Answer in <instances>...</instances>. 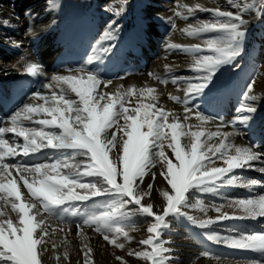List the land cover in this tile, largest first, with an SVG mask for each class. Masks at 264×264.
I'll list each match as a JSON object with an SVG mask.
<instances>
[{"label":"snow or ice","instance_id":"6c2138e0","mask_svg":"<svg viewBox=\"0 0 264 264\" xmlns=\"http://www.w3.org/2000/svg\"><path fill=\"white\" fill-rule=\"evenodd\" d=\"M118 2L119 7L106 9L117 17L125 12L128 0ZM228 3L236 11L177 5L173 15L182 20L197 12L212 17L180 29L169 17L172 31L201 40L189 45L166 42V49L192 56L188 70L193 75L170 81L184 85L183 97L168 96L183 106L182 116L160 103L154 87L121 85L114 92L105 90L112 81L89 66L116 48L120 26L115 20L79 67L49 75L27 54L11 65L19 74L35 78L39 86L27 102L0 120V264H45L46 255L55 264H70L72 229L64 225L73 218L79 220L75 235L82 245L83 261L77 264H94L85 227L143 264H173L170 241L164 238L172 220L183 218L201 229L226 220H264V193L251 195L253 189L264 188V182L244 176L248 171L264 173V166L257 167L264 165V151L257 143L234 142L239 127H248L257 112L255 78L245 85L244 102L231 120L206 115L195 103L211 90L222 68L238 66L248 35L245 17L264 9V0L259 6L257 0ZM47 4L50 9L59 7L56 0ZM2 24L11 26L8 20ZM164 68L167 73L173 70L168 64ZM148 75L159 84L169 83L156 73ZM193 119L196 122L190 123ZM46 150L52 153L45 155L48 162L32 161ZM158 165L159 171H153ZM149 174L152 183L145 189ZM158 176L166 185L158 189L163 205L154 210L153 203L144 201L151 197ZM227 187L246 188L250 195L222 197L224 203L211 206L201 198L220 196V189ZM209 207L216 211L215 218L207 216ZM141 221L147 235L135 241L130 232L139 231ZM209 238L234 250L258 253L259 259L247 264H264V231ZM134 242L139 249L128 246ZM115 259L128 264L120 255Z\"/></svg>","mask_w":264,"mask_h":264},{"label":"bare ground","instance_id":"6f19581e","mask_svg":"<svg viewBox=\"0 0 264 264\" xmlns=\"http://www.w3.org/2000/svg\"><path fill=\"white\" fill-rule=\"evenodd\" d=\"M56 2L59 7L50 9L47 0H0V120H6L13 113L8 112V106L13 99L12 91L19 83L34 80L36 84L33 91L39 86L35 78L21 75L12 70L11 65L16 63L20 56L27 54V59L38 61L49 75L62 72L66 68L79 67L92 53L97 40L113 20L120 26L116 48L111 54L89 66L98 72L104 80L112 81V84L105 90L114 92L121 85L125 89L130 86L154 87L159 95L160 103L166 109H171L182 116L183 106L171 101L168 96L171 94L183 97L184 85L172 84L170 81L174 76L189 77L193 75L188 70L192 63V56L179 50L166 49V42L171 40L173 43L189 45L201 43V40L188 37L179 30L172 31L169 17L175 20L177 29L183 28L189 23L196 24L200 20H209L212 17L209 12H197L194 17L182 20L173 15V9L180 4H200L210 9L220 8L225 11H236L231 8L228 0H128L125 12L117 17L106 9L119 7L118 0H56ZM3 20H8L11 26H3ZM255 34L257 33L254 31L248 32L246 43H254ZM49 40H52L54 45H48ZM244 56L247 54L243 53ZM248 57L253 58L248 59L244 63L245 66L242 65L244 61L241 57L237 61V67L225 66L222 68L217 74L211 90L206 96L195 102L200 105L206 115L222 116L225 120L235 117L237 106L244 102L241 99V94L245 85L252 78H255L253 94L258 98L255 102L257 112L264 109V77L255 74L258 69L264 70V56L263 60L259 58L260 56L255 58L253 55H248ZM165 64L172 67L171 73L166 72ZM149 72L168 79L169 83L167 85L159 84L149 77ZM33 91L29 93V96ZM133 102L135 101L133 100ZM262 116L264 117V115ZM257 118L259 119V116L253 117L250 123H254ZM195 122L194 119L190 121V123ZM248 128L240 126V135L235 137L234 142L239 145L250 142L257 143L261 145L260 150L264 151V142L255 138L259 134L258 128L256 131H252L254 134ZM226 130L231 131L232 129ZM45 155L50 156L52 153L46 150L44 154L33 157L32 161L48 162L45 160ZM260 166L264 165H257V167ZM153 171L158 172L159 165ZM244 176L264 182V173L259 171H248L244 173ZM148 183H152L150 174L145 177V189ZM165 185L166 182L158 176L154 182L151 197L144 201L153 203L154 210L160 209L163 205L158 189L164 188ZM257 193H264V188L253 189L251 195ZM220 194V196L209 194L201 198L208 199L204 198L206 204L211 206L224 203L222 197L243 198L250 195L248 189L243 187L222 188ZM223 210L229 213L233 211L227 207ZM195 214L205 218L203 213L195 211ZM207 216L215 218L217 213L209 207ZM53 223L57 222L53 221ZM214 226L217 227L219 233L208 229ZM57 227H59L58 224ZM209 227L201 229L183 218L171 221V227L164 238L171 243L175 237V242L172 243L176 247L168 245L172 249L174 248L173 264H247L249 259H259L258 253L234 250L223 244H206L201 241L200 237L204 233L229 236L242 232L264 231V220H226L214 223ZM145 228L146 225L141 221L140 230L130 232V235L134 237L135 241L146 238ZM71 229V234L68 236L71 242L70 264H77V261H83L80 254L82 245L81 240L75 235L76 227H71ZM84 232L88 238L87 243L93 249L94 264H120L115 256H122L126 253L125 251L115 249L90 228H84ZM169 232H172L173 237L170 238ZM134 243L128 246L134 248ZM205 252L209 255H202ZM45 264H55V261L46 255ZM128 264H143V262L131 261Z\"/></svg>","mask_w":264,"mask_h":264},{"label":"rangeland","instance_id":"374dc122","mask_svg":"<svg viewBox=\"0 0 264 264\" xmlns=\"http://www.w3.org/2000/svg\"><path fill=\"white\" fill-rule=\"evenodd\" d=\"M257 2H259V0H257ZM258 4V6H259V3H257ZM246 19H248L249 20V24H248V32H250V31H254V32H256L257 34H255V36L256 37H254L256 40L254 41V43L252 42V44H248V43H246L245 42V51H244V53L245 54H247V56H244L243 57V55H242V61H244L243 62V66H245V64L244 63H246V61L249 59H252L253 57H248V55H253L255 58H256V56H260L259 58H261L262 60H263V56H264V9H261V11H258V12H253V13H249V14H247L246 15V17H245ZM248 37V36H247ZM247 40V39H246ZM47 44L48 45H54V43H53V41L52 40H49L48 42H47ZM250 45V46H249ZM247 58V59H246ZM261 71V72H260ZM256 75H260V76H262V77H264V70H261V69H258L257 70V73H255ZM233 82V81H232ZM231 84H233V83H231ZM264 107V106H263ZM262 107V108H263ZM262 115H264V109H261V110H258V112L257 113H255L254 114V117H258L259 116V119L257 118V120L254 122V123H252V124H254V125H252L251 123L249 124V130L252 132V131H256V129H257V131L259 132V134L255 137L256 139H259L261 142H264V117L262 116ZM262 121V122H261ZM257 123V124H256ZM255 128V129H254ZM261 129V130H260ZM253 133V132H252ZM254 134V133H253ZM262 137V138H261ZM205 196V195H204ZM205 197H203V199H204ZM206 199V198H205ZM206 200H208V199H206ZM6 210H8V211H10V209H6ZM189 211V210H188ZM189 214H194V215H196L195 214V211H193V210H190L189 211ZM54 222H56V221H54ZM79 222V220L78 219H76V218H73V222L70 224V225H64V226H70V227H75V224L76 223H78ZM85 228H87V227H85ZM208 229H213L214 230V232H216V233H219L218 231H217V227L216 226H214V227H209ZM92 230V229H91ZM170 234L172 233V232H169ZM96 235H98V236H100V237H102L100 234H98V233H95ZM208 236H211V234L210 233H204V235H202L201 237H200V239H201V241H203L204 243H206V244H217V243H215L212 239H210ZM171 237H173L172 236V234L170 235V238ZM207 239V240H205V239ZM173 241L172 242H175V237H173V239H172ZM137 241H139V239L137 240ZM212 241H213V243H212ZM170 243L171 244V246L173 247V246H175L173 243ZM133 246H134V248L133 249H139V245L137 244V243H134L133 244ZM172 247H170L171 249H172ZM176 247V246H175ZM173 251H174V248L172 249V254H173ZM122 257H124V259L129 263V262H131V261H136V262H140V260H138V259H136V258H134V257H129V256H127V254L125 253V254H123L122 255ZM174 260V259H173Z\"/></svg>","mask_w":264,"mask_h":264}]
</instances>
